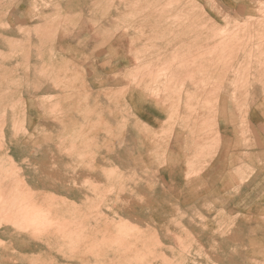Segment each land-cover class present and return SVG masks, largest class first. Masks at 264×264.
<instances>
[{"label": "rangeland", "instance_id": "obj_1", "mask_svg": "<svg viewBox=\"0 0 264 264\" xmlns=\"http://www.w3.org/2000/svg\"><path fill=\"white\" fill-rule=\"evenodd\" d=\"M13 1L3 0L0 4V26H3L2 28L0 27V129L1 124L5 125V129H1L3 134L0 131V137L2 135L4 138H0V145L3 146H0V164L5 163L3 160L7 162V154L14 158L16 173L20 174H18L19 181H14V185L18 187L20 185L19 189L28 191L27 188L29 186L26 185L25 188L21 185L23 182H27L32 188L31 191L37 194L38 199L46 202V207L48 204H52V201L54 204L58 201H66V207L69 208L71 217L76 212L80 213L79 210H81V215L87 214L90 216L89 218H84V224L87 226V230H90L91 226H94L95 220L98 217H102L101 221L103 223L106 217L112 221L114 234L124 244L118 248V252L112 260L103 256L96 261L93 260L90 264H264V252H256L252 246L237 245L239 236L233 235L234 230L239 226V221L243 220V218V221H248L249 223L250 221L254 222L255 218L260 216L264 220V198L262 205L244 203L240 195L232 199L233 197L230 198V195L227 193L226 195H219V198L217 195L218 189H213L208 186L197 188V185L191 184L183 190L184 196L187 197L182 201H177L173 193L175 189L166 185L160 176L161 166L163 167L168 160V154L162 146L171 140V129L167 128L166 130L163 129L160 131L158 124L152 126L144 123L138 118L133 105H128L126 101L128 89H131V91L134 89V79L131 77L129 82L132 83L128 85L127 74L138 70L144 65L146 59L150 57L154 56L158 61L160 60L159 56L161 51L159 45L156 43L158 38L149 40L148 35H152V33H150V28L147 27V23L163 22L165 20L174 22L177 18L175 11L155 13L141 11L133 13L127 12L125 9H128L133 4H139L136 5L138 7H143L147 4H157V6L170 5V7L173 5L169 9H176V4L178 6L179 4L191 2L201 3L204 1ZM58 1L61 7H58ZM99 1L102 2V5ZM98 8L101 10L99 11ZM219 14L228 20L231 18L225 13L220 12ZM5 16L7 17L5 18ZM160 17L165 19L162 20ZM94 19L97 23L94 22ZM115 20L119 22L117 25L119 29L117 28L115 31H120L114 38L115 41H119L118 43H102L103 35L101 39L100 33L96 34L97 36L91 34L92 31L98 30L101 23L113 22ZM70 21L71 24H69ZM61 22L64 23L62 24ZM33 25L34 28H32ZM139 25L142 26L138 27ZM52 26L55 31H52ZM29 28L32 30L30 29L29 31ZM130 29L133 30L130 31ZM126 30L130 34L132 31H134L133 33L138 31L136 35H140L141 40L146 43L134 45L129 43L128 41L131 39L127 40V37H120L123 33L128 34ZM86 31L94 37L89 36V34L86 35ZM75 32L80 33L74 36ZM156 36L158 37V33ZM70 38L76 41H73L72 44L64 42V39L68 40ZM15 39L17 40L15 41ZM24 39L27 41L30 40L29 43ZM45 46H47L46 49ZM169 46L168 44L167 47ZM24 47L25 49H23ZM28 50L30 51L29 61L27 59L29 54L25 53H28ZM141 50L144 52L141 53ZM41 51L45 55L41 54ZM138 52L139 54L137 55ZM89 58L90 60H88ZM135 58L140 64L137 63ZM63 59H66L64 62L70 65L74 72L72 75L65 76L66 78H63L64 75L61 73L63 71L60 68L64 63ZM176 60L175 57H170L168 58V63L173 64ZM112 62L118 63V66H113L115 64L112 65ZM128 63L132 68L127 67ZM28 67L30 70H28ZM33 67L35 70L31 69ZM82 67L86 69V72H84L85 69ZM168 68L166 67V70H164L165 74L156 77L155 80L159 81L160 79L166 78L169 72ZM37 70L38 72L40 70V72L38 73ZM166 71L168 72L166 73ZM144 77H147L150 81L147 75L142 74L140 75V79L137 80L139 82H136V84L140 85L148 82V79L143 80ZM62 79H66L65 83ZM64 86L66 87L65 91L63 89ZM69 87L73 91L68 89ZM63 91L67 93L65 94ZM90 91L92 92V96L90 95ZM103 91H105V94H103ZM111 91L112 93H110ZM73 95L76 96L73 97ZM95 96L97 97L93 98ZM112 99L116 102H112ZM55 101L59 103L56 102L59 105L58 107L54 104ZM95 102L97 104H93ZM11 107L14 109H11ZM98 116L100 117L98 118ZM82 118L85 122L82 121ZM22 119H24L23 124L21 122L19 124V121H22ZM97 119L100 121L97 122ZM104 119L106 120L104 121ZM107 120L109 124H106ZM4 125H2V128ZM22 129L26 130L23 131ZM73 133L78 139L72 141V143L76 142L75 145L67 140L68 143H65L66 145L61 147V142H64V136L66 137L68 135L69 137ZM1 142H5V144H1ZM58 144L59 146H57ZM71 146L74 148H71ZM65 148L67 150L70 149L69 153H67ZM58 151H60L59 154ZM69 156L73 157V160ZM94 159L96 160L94 165L98 168L97 171H89L87 166L84 168L85 171L76 170L81 164L84 167L85 164L87 165V163L93 162ZM101 161L104 162L102 163ZM92 162L90 164L93 166ZM17 164L20 171H18ZM64 169H67L68 172ZM52 177L54 178L52 179ZM63 177L65 178L63 179ZM86 180L88 183L85 182ZM49 183H55L60 186H58V189L57 186L51 188L48 187ZM117 186H121L122 188H118ZM196 198L197 201H193ZM101 200H103V204ZM176 202L177 204H175ZM189 202L193 203L191 204ZM256 206L257 210L255 209ZM261 207L262 209L260 210ZM98 208L99 210H97ZM69 212L67 211V213ZM98 214L101 215L99 216ZM89 244L85 242L84 245L88 247ZM12 250L14 249L12 248ZM11 253L13 254L14 251H11ZM25 253L29 262L30 260L34 262L33 260L37 259L39 255L38 251H28ZM12 254L8 256H12ZM0 264L4 263L2 262Z\"/></svg>", "mask_w": 264, "mask_h": 264}, {"label": "crops", "instance_id": "obj_2", "mask_svg": "<svg viewBox=\"0 0 264 264\" xmlns=\"http://www.w3.org/2000/svg\"><path fill=\"white\" fill-rule=\"evenodd\" d=\"M203 1L178 6L176 4V9H169L173 5L170 7V5L157 6V4H147L143 7L133 6V4L125 9L133 13L138 12L137 10L141 12L143 9L149 13L175 11L177 18L174 22L165 20L147 23L152 33L148 35V38L149 40L158 38L156 43L159 45L161 57L159 61L154 56L146 59L145 66L139 69L148 68L144 75L146 74L150 79L152 77L154 82L149 83L147 80L148 82L138 84L137 87L133 84L134 89L132 91L128 89L126 93V101L128 105H133L138 118L144 123L152 126L158 124L160 131L171 128L173 136L162 146L168 154V161L165 167H161L160 176L168 186L173 185L171 188L175 189L173 193L177 201L185 199L187 196H184V188L194 184L197 188L208 186L218 189V197L228 193L230 198L235 199L240 195L244 203L262 205L264 198V0ZM220 12L231 17L230 20L222 17ZM118 24V20L103 22L98 30L92 33L103 35L102 43H118L119 41L114 40ZM231 29H234L236 33ZM228 32L235 34L234 36L232 34L231 38L229 36L231 40L227 38ZM78 33L80 32H75L74 36ZM85 33L92 36L87 31ZM120 37L131 39L128 42L133 45L146 43L141 40L140 35L135 33L123 34ZM167 38H171L172 43L170 39L166 40ZM73 41L76 40L64 39V42L69 44ZM169 43L171 46L168 48L166 45ZM243 45L247 47L244 46V48ZM212 47H214L213 50ZM217 49L222 52V55L219 56L221 53ZM245 49L249 52H245ZM175 56L179 60L177 58L175 63L168 64V58ZM210 57L211 61L208 60ZM65 60L63 59V62ZM223 61L226 62L225 65ZM111 64L118 66V63ZM183 65L185 69L182 67V70ZM222 65L225 67L222 68ZM127 67L130 68L129 63ZM166 67H169L168 74H171L156 81V77L161 75L160 71L163 74ZM60 68L64 76L74 73L70 65L65 62ZM220 68L226 69V72L221 71ZM224 72L228 73L227 77ZM127 76V82L130 85L131 77L134 80L140 79L136 70L128 73ZM185 81L186 84H184ZM184 85L189 91L184 88ZM194 88L197 90L195 91ZM190 121H193L192 124ZM193 201L196 202L197 198ZM255 209L257 210V206ZM255 220L254 223L240 220L233 235L239 236L237 245L252 246L256 252H264V220L262 216L256 217ZM254 244L257 246L255 247Z\"/></svg>", "mask_w": 264, "mask_h": 264}, {"label": "bare ground", "instance_id": "obj_3", "mask_svg": "<svg viewBox=\"0 0 264 264\" xmlns=\"http://www.w3.org/2000/svg\"><path fill=\"white\" fill-rule=\"evenodd\" d=\"M3 1V0H2ZM1 1V2H2ZM13 1V0H12ZM52 1V0H51ZM53 1H55V0H53ZM62 1H64V0H62ZM61 1V2H62ZM68 1V0H67ZM102 1V0H101ZM101 1H99V2H101ZM1 2H0V4H1ZM5 2V1H4ZM13 2H15V0L13 1ZM43 2H45V0L43 1ZM96 2V1H95ZM6 3V2H5ZM12 3V2H11ZM53 3V2H52ZM52 3H50V4H52ZM58 3H59V6L58 7H61L60 6V2L58 1ZM76 3V2H75ZM124 3V2H123ZM10 4V3H9ZM56 4V3H55ZM88 4V3H87ZM187 4V3H186ZM2 5H4V4H2ZM49 5V4H48ZM57 5V4H56ZM80 5H82V4H80ZM98 5V4H97ZM101 5H102V2H101ZM101 5H99V6H101ZM120 5V4H119ZM124 5V4H123ZM136 5H139V4H136ZM68 6V5H67ZM99 6H97V7H99ZM133 6H135V5H133ZM132 6V7H133ZM10 7H12V6H10ZM78 7V6H77ZM104 7V6H103ZM122 7V6H121ZM120 7V8H121ZM101 8V7H100ZM123 8V7H122ZM135 8V7H134ZM196 8V7H195ZM20 9V8H19ZM63 9V8H62ZM65 9V8H64ZM99 9V8H98ZM97 9V10H98ZM103 9V8H102ZM143 9V8H142ZM25 10V9H24ZM23 10V11H24ZM27 10V9H26ZM96 10V9H95ZM101 9H99V11H100ZM145 10H147L146 8H145ZM6 11V10H5ZM4 11V12H5ZM92 11H93V9H92ZM138 12H139V10H137ZM141 11V10H140ZM143 11H144V9H143ZM6 13V12H5ZM67 13H68V11H67ZM2 15V14H1ZM22 15V14H21ZM27 15V14H26ZM188 16V15H187ZM2 17V16H1ZM7 16H5V18H6ZM110 17V16H109ZM182 17V16H181ZM180 17V18H181ZM161 18V17H160ZM162 19V18H161ZM163 19H165V18H163ZM162 19V20H163ZM188 20V19H187ZM80 21V20H79ZM78 21V22H79ZM74 22V21H73ZM76 22V21H75ZM94 22H95V19H94ZM2 23V22H1ZM5 23V22H4ZM62 23V22H61ZM60 23V24H61ZM64 23V22H63ZM62 23V24H63ZM95 23H97V22H95ZM246 23V22H245ZM244 23V24H245ZM21 24H23V23H21ZM69 24H71V21H70V23ZM68 24V25H69ZM99 24V23H98ZM184 24V23H183ZM7 25V24H6ZM5 25V26H6ZM194 25H196V24H194ZM239 25V24H238ZM249 25V24H248ZM8 26V25H7ZM6 26V27H7ZM21 26H23V25H21ZM61 26V25H60ZM63 26V25H62ZM76 26H77V24H76ZM142 26V25H141ZM179 26H181V25H179ZM240 26H242V25H240ZM239 26V27H240ZM245 26V25H244ZM251 26V25H250ZM1 28L3 27V26H0ZM9 27V26H8ZM37 27V26H36ZM55 27V26H54ZM64 27V26H63ZM5 28V27H4ZM3 28V29H4ZM32 28H34V25H33V27ZM119 28V27H118ZM126 28V27H125ZM180 28V27H179ZM192 28V27H191ZM194 28V27H193ZM214 28V27H213ZM236 28V27H235ZM238 28V27H237ZM236 28V29H237ZM30 29L31 28H29L28 30L30 31ZM46 29V28H45ZM44 29V30H45ZM48 29V28H47ZM54 28H53V26H52V31H55V29L53 30ZM110 29V28H109ZM123 29H124V27H123ZM177 29V28H176ZM196 29V28H195ZM246 29V28H245ZM27 30V31H28ZM32 30V29H31ZM40 30V29H39ZM59 30V29H58ZM131 30H133V29H130V31ZM232 30V29H231ZM234 30V29H233ZM232 30V31H233ZM244 30V29H243ZM3 31V30H2ZM120 31V30H119ZM121 31H123V30H121ZM171 31V30H170ZM228 31H230V30H228ZM13 32V31H12ZM126 32H127V30H126ZM134 31H132V33H133ZM138 32V31H137ZM137 32L135 33V34H137ZM234 33H236L235 32V30L233 31ZM244 32V31H243ZM256 32H259V31H256ZM39 33H40V31H39ZM89 33V32H88ZM94 33H95V30H94ZM118 33V32H117ZM116 33V34H117ZM127 33H129V32H127ZM229 34H228V36H227V38H229V36H230V38L232 37V36H234L235 34L234 33H231L230 34V32H228ZM2 34V33H1ZM51 34H52V32H51ZM58 34V33H57ZM91 34H93V33H91ZM98 34V33H97ZM119 34V33H118ZM124 34V33H123ZM233 34V35H232ZM237 34H238V32H237ZM244 34V33H243ZM8 35V34H7ZM47 35H49L48 33H47ZM134 35V34H133ZM232 35V36H231ZM10 36V35H9ZM18 36V35H17ZM39 36V35H38ZM50 36V35H49ZM93 36V35H92ZM97 36V35H96ZM100 36V35H99ZM102 36V35H101ZM131 36V35H130ZM47 37V36H46ZM94 37V36H93ZM132 37V36H131ZM166 37V36H165ZM8 38V37H7ZM96 38V37H95ZM103 37H101V39H102ZM224 38V37H223ZM229 38V39H230ZM10 39V38H9ZM27 39V38H26ZM26 39H24V40H26ZM29 39V38H28ZM101 39H99V40H101ZM127 40L129 39V38H126ZM191 39V38H190ZM214 39V38H213ZM228 39V42L231 40H229ZM17 39H15V41H16ZM23 40V41H24ZM42 40V39H41ZM124 40V39H123ZM133 40V39H132ZM166 40H169V38H167ZM13 41H14V39H13ZM19 41H21V40H19ZM19 41H17L18 43H19ZM27 41V40H26ZM25 41V42H26ZM29 41L30 40H28L27 42L29 43ZM170 41H171V38H170ZM24 42V43H25ZM123 42V41H122ZM165 42H167V41H165ZM67 43V42H66ZM73 43V42H72ZM71 43V44H72ZM114 43V42H113ZM116 43V42H115ZM120 43H121V41H120ZM126 43V42H125ZM168 43V42H167ZM171 43H172V41H171ZM204 43H205V41H204ZM230 43V42H229ZM228 43V44H229ZM242 43V42H241ZM33 44H35V43H33ZM56 44V43H55ZM123 44V43H122ZM179 44V43H178ZM218 44V43H217ZM222 44H223V42H222ZM222 44H220V46L222 45ZM224 44H225V41H224ZM223 44V45H224ZM15 45V44H14ZM29 45V44H28ZM27 45V46H28ZM53 45V44H52ZM51 45V46H52ZM130 45V44H129ZM144 45V44H143ZM169 45L171 46V44L169 43ZM204 45V44H203ZM206 45V44H205ZM204 45V46H205ZM239 45V44H238ZM238 45H236V46H238ZM50 46V45H49ZM167 46V45H166ZM165 46V47H166ZM216 46H218V45H216ZM219 46V47H220ZM245 45H243V47H244ZM253 46V45H252ZM251 46V47H252ZM257 46V45H256ZM259 46L260 47H262L260 44H259ZM30 47V46H29ZM202 47V46H201ZM209 47V46H208ZM222 47V49H223V46H221ZM221 47L219 48V49H221ZM224 47H225V45H224ZM240 47H242V46H240ZM245 47H247V46H245ZM244 47V48H245ZM15 48H16V46H15ZM39 48V47H38ZM43 48V47H42ZM47 48V46H45V49ZM52 48V47H51ZM50 48V49H51ZM128 48V47H127ZM142 48H143V46H142ZM141 48V49H142ZM145 48V47H144ZM169 48V47H168ZM207 48V47H206ZM213 48L214 47H212L211 49L213 50ZM228 48V47H227ZM226 48V49H227ZM231 48V47H230ZM234 48V47H233ZM17 49V48H16ZM23 49H25V47L23 48ZM219 49H217L218 51H220ZM250 49V48H249ZM30 50V49H29ZM28 50V51H29ZM81 50V49H80ZM224 50V49H223ZM228 50V49H227ZM241 49H239V51H240ZM246 50V49H245ZM244 50V51H245ZM258 50V49H257ZM26 51V50H25ZM43 51V50H42ZM41 51V52H42ZM82 51V50H81ZM130 51V50H129ZM136 51H138V50H136ZM167 51H169V50H167ZM171 51V50H170ZM173 51V50H172ZM208 51H210L209 49H208ZM217 51V52H218ZM248 50H246L245 52H247ZM262 51V50H261ZM22 52V51H21ZM53 52V51H52ZM140 52V51H139ZM139 52L137 53V55L139 54ZM142 52H144V51H142L141 50V53ZM174 52V51H173ZM173 52H171V54H174ZM197 52V51H196ZM204 52H205V49H204ZM249 52V51H248ZM247 52V53H248ZM26 54H29L30 53V51L27 53V52H25ZM50 53H51V51H50ZM129 53V52H128ZM203 53V52H202ZM216 53V52H215ZM220 53L221 54H219V52L217 53V54H219V56L220 55H222V52L220 51ZM41 54H43V52L41 53ZM84 54L86 55V53H85V51H84ZM119 54V53H118ZM145 54V53H144ZM205 54V53H204ZM206 54H207V52H206ZM209 54H211V53H209ZM39 55H40V53H39ZM38 55V56H39ZM43 55H45V54H43ZM42 55V56H43ZM81 55V54H80ZM90 55V54H89ZM131 55V54H130ZM200 55V54H199ZM199 55H197V57H199ZM225 55V54H224ZM28 56V55H27ZM72 56V55H71ZM70 56V57H71ZM91 56H93V55H91ZM126 56V55H125ZM128 56V55H127ZM200 56H203V55H200ZM228 56V55H227ZM230 56V55H229ZM258 56V55H257ZM30 57V54H29V56H28V61H29V58ZM39 57H41V56H39ZM89 57V56H88ZM120 57V56H119ZM161 56H159V58H160ZM176 57V56H175ZM185 57V56H184ZM204 57H206V56H204ZM222 57V56H221ZM224 57V56H223ZM25 58V57H24ZM78 58V57H77ZM138 58V57H137ZM178 57H176L175 59H177ZM71 59V58H70ZM103 59V58H102ZM136 59V58H135ZM142 59V58H141ZM172 59H174V58H172ZM188 59V58H187ZM198 59V58H197ZM210 59V61H211V57L210 58H208V60ZM218 59H221V58H218ZM88 60H90V58L88 59ZM137 60V59H136ZM145 60V59H144ZM178 60H179V58H178ZM190 60V59H189ZM207 60V59H206ZM213 60V59H212ZM214 60H215V58H214ZM226 60V59H225ZM97 61V60H96ZM204 61H205V59H204ZM43 62V61H42ZM220 62V61H219ZM218 62V63H219ZM264 62V61H263ZM262 62V63H263ZM137 63H138V60H137ZM168 63V62H167ZM198 63H200V62H198ZM212 63V62H211ZM221 63V62H220ZM222 63H224V61L222 62ZM10 64V63H9ZM29 64V63H28ZM28 64H27V66H28ZM92 64V63H91ZM138 64H140V63H138ZM158 64V63H157ZM169 64V63H168ZM170 64H172V63H170ZM201 64V63H200ZM226 64V62L224 63V65ZM50 65V64H49ZM54 65V64H53ZM78 65V64H77ZM143 65V64H142ZM150 65V64H149ZM188 65V64H187ZM219 65V64H218ZM224 65H222L221 67L222 68H224L225 66ZM33 66V65H32ZM81 66V65H80ZM144 66H145V64H144ZM146 66H148V65H146ZM158 66V65H157ZM162 66V65H161ZM169 66V65H168ZM191 66V65H190ZM217 66V65H216ZM224 66V67H223ZM30 67V66H29ZM28 67V68H29ZM35 67V66H34ZM31 68V69H34L35 70V68ZM44 67V66H43ZM79 67V66H78ZM120 67V66H119ZM149 68H151L150 66H148ZM152 67H154V66H152ZM159 67V66H158ZM170 67V66H169ZM184 68L185 69V66L183 65V66H181V68ZM220 67V66H219ZM218 67V68H219ZM36 68H37V66H36ZM39 68H41V67H39ZM56 68H57V66H56ZM82 68H84V67H82ZM121 68V67H120ZM130 68H132V66L130 67ZM142 68V67H141ZM144 68V67H143ZM159 68H161V67H159ZM168 68V67H167ZM171 68V67H170ZM172 68H174V67H172ZM177 68V67H176ZM175 68V69H176ZM183 68H182V70H183ZM200 68V67H199ZM214 68H215V66H214ZM69 69V68H68ZM85 69V68H84ZM145 70H141V69H139L138 71L136 70V74L138 73L139 75H142V74H144L145 72H146V69H148V68H144ZM152 69V68H151ZM221 69V68H220ZM227 69L229 70V68L227 67ZM28 70H30V68L28 69ZM47 70V69H46ZM52 70V69H51ZM149 70V69H148ZM147 70V71H148ZM162 70V69H161ZM164 70V69H163ZM197 70H198V68H197ZM214 70V69H213ZM223 69H221V71H222ZM55 71V70H54ZM153 71H155L154 69H153ZM170 71H174V70H170ZM218 71V70H217ZM223 71H225L226 72V69H224ZM258 71V70H257ZM37 72H38V70H37ZM39 72H40V70H39ZM38 72V73H39ZM67 72V71H66ZM84 72H86V69H85V71ZM168 71H166V73H167ZM178 72V71H177ZM189 72V71H188ZM201 72V71H200ZM224 72V73H225ZM227 72H229V71H227ZM65 73V72H64ZM158 73V72H157ZM160 73H161V75H162V72L160 71ZM192 73V72H191ZM215 73V72H214ZM263 73V72H262ZM43 74V73H42ZM46 74V73H45ZM84 74V73H83ZM134 74V73H133ZM159 74V73H158ZM163 74H165V73H163ZM171 74V73H170ZM170 74H168V75H170ZM176 74V73H175ZM174 74V75H175ZM228 74V73H227ZM227 74L225 73V75H226V77H227ZM264 74V73H263ZM38 75V74H37ZM40 75V74H39ZM65 75V74H64ZM146 75V74H145ZM160 75V74H159ZM160 75V76H161ZM198 75H199V73H198ZM202 75H203V72H202ZM215 75V74H214ZM33 76H34V73H33ZM36 76V75H35ZM47 76V75H46ZM154 76V75H153ZM165 76V75H164ZM187 76V75H186ZM192 76H193V74H192ZM191 76V77H192ZM218 76V75H217ZM257 76V75H256ZM258 76H259V74H258ZM9 77V76H8ZM86 77V76H85ZM139 77V76H138ZM137 77V78H138ZM189 77V76H188ZM190 77V78H191ZM48 78H49V76H48ZM63 78H66L65 76L63 77ZM135 78V77H134ZM40 79H41V77H40ZM55 79V78H54ZM131 79V78H130ZM146 79H148L147 77L145 78H143V80H146ZM159 79V78H158ZM172 79V78H171ZM47 80V79H46ZM58 80V79H57ZM62 80H64V79H62ZM66 80V79H65ZM65 80H64V83H65ZM79 80V79H78ZM81 80V79H80ZM149 80V79H148ZM49 81V80H48ZM70 81V80H69ZM83 81H86V80H83ZM107 81V80H106ZM133 81V80H132ZM141 81V80H140ZM158 81V80H157ZM14 82V81H13ZM47 82V81H46ZM50 82V81H49ZM52 82V81H51ZM62 82V81H61ZM70 82H72V81H70ZM75 82V81H74ZM89 82H90V80H89ZM101 82V81H100ZM134 82L135 83H133V84H136V82H139V81H137V80H134ZM154 82V79L152 80V77H151V79H150V81H149V83H153ZM56 83V82H55ZM68 83V82H67ZM127 83V82H126ZM132 83V82H131ZM169 83V82H168ZM57 84V86H59L58 85V83H56ZM56 84H55V87H56ZM60 84V83H59ZM62 84V83H61ZM89 84V83H88ZM101 84H103V83H101ZM184 84H186V81H185V83ZM128 85H130V84H128ZM137 85V84H136ZM155 85V84H154ZM176 85V84H175ZM193 85V84H192ZM229 85V84H228ZM54 86V85H53ZM67 86V85H66ZM74 86V85H73ZM152 86V85H151ZM195 86V85H194ZM198 86V85H197ZM203 86V85H202ZM18 87V86H17ZM60 87V86H59ZM79 87V86H78ZM77 87V88H78ZM135 87H137V86H135ZM140 87V86H139ZM183 87V86H182ZM186 86L184 85V88H185ZM193 87V86H192ZM224 87V86H223ZM57 88V87H56ZM63 88V87H62ZM66 87L64 86V91L66 90L65 89ZM82 88V87H81ZM84 88V87H83ZM90 88V87H89ZM146 88V87H145ZM165 88V87H164ZM166 88H168V87H166ZM198 88V87H197ZM225 88H227V87H225ZM233 88V90H234V87H232ZM68 89H70V87L68 88ZM76 89V88H75ZM84 89H86V88H84ZM169 89H170V87H169ZM181 89V88H180ZM186 89V88H185ZM190 89V88H189ZM224 89V88H223ZM238 89V88H237ZM240 89V88H239ZM18 90H19V87H18ZM62 90V89H61ZM70 90H72V89H70ZM77 90V89H76ZM81 90V89H80ZM93 90V89H92ZM113 90V89H112ZM118 90V89H117ZM143 90V89H142ZM152 90H153V88H152ZM187 90V89H186ZM190 90H192V89H190ZM194 90L196 91L197 89L196 88H194ZM225 90V89H224ZM232 90V89H231ZM63 91V92H64ZM73 91V90H72ZM109 91V90H108ZM113 91H115V90H113ZM187 91H189V90H187ZM226 91H228L227 89H226ZM225 91V92H226ZM82 92V91H81ZM104 93L103 94H105V91H103ZM5 93H6V91H5ZM8 93V92H7ZM65 94L67 93V92H64ZM107 93V92H106ZM109 93V92H108ZM110 93H112V91L110 92ZM109 93V94H110ZM114 93V92H113ZM228 93V92H227ZM2 94H4V93H2ZM71 94V93H70ZM87 94V93H86ZM92 94V92L90 91V95ZM115 94V93H114ZM117 95H119V94H117ZM116 95V96H117ZM58 96V95H57ZM60 96V95H59ZM65 96H68V95H65ZM74 96H76V95H73V97ZM92 96V95H91ZM121 96V95H120ZM119 96V97H120ZM23 97V96H22ZM87 97H88V95H87ZM97 96H95V97H93V98H96ZM124 97V96H123ZM67 98V97H66ZM86 98V97H85ZM100 98V97H99ZM52 99V98H51ZM80 99H81V97H80ZM117 99H118V97H117ZM122 99H124V98H122ZM58 100H60V99H58ZM90 100V99H89ZM113 100V99H112ZM120 100H121V98H120ZM95 101V100H94ZM56 102L57 101H55V103L54 104H56ZM112 102H116V101H112ZM12 103V102H11ZM58 103V102H57ZM59 104V103H58ZM58 104H56V106L58 107L59 105ZM93 104H97L96 102L95 103H93ZM92 104V105H93ZM176 104V103H175ZM197 104H198V102H197ZM15 105V104H14ZM15 106H17V105H15ZM54 106V105H53ZM52 106V107H53ZM55 106V107H56ZM61 106V105H60ZM68 106V105H67ZM89 106H90V104H89ZM94 106V105H93ZM177 106V105H176ZM14 107V106H13ZM13 107H11V109L13 108ZM56 107V108H57ZM174 107H175V105H174ZM61 108V107H60ZM76 108V107H75ZM89 108V107H88ZM177 108V107H176ZM179 108H181V107H179ZM14 109V108H13ZM22 109H24V108H22ZM53 110H55V109H53ZM152 110V109H151ZM180 110V109H179ZM6 111V110H5ZM56 111H58V110H56ZM59 111H61V110H59ZM177 111V110H176ZM14 112V111H13ZM109 112V111H108ZM114 112V111H113ZM180 112H181V110H180ZM54 113V112H53ZM5 114H6V112H5ZM89 115V114H88ZM95 115H97V114H95ZM188 115V114H187ZM3 116V115H2ZM19 116V115H18ZM91 116V115H90ZM113 116V115H112ZM1 117V116H0ZM92 117H94V116H92ZM100 116H98V118H99ZM193 117V116H192ZM195 117V116H194ZM3 118V117H2ZM79 118V117H78ZM96 118V117H95ZM100 119H102V118H100ZM194 119V118H193ZM193 119H191V120H193ZM23 120L24 119H22V121H19V124H20V122H21V124H23ZM106 119H104V121H105ZM167 120V119H166ZM40 121V120H39ZM82 121H84V119L82 118ZM87 121V120H86ZM98 121H100V120H98L97 119V122ZM189 121V120H188ZM196 121V120H195ZM26 122V121H25ZM37 122V121H36ZM85 122V121H84ZM83 122V123H84ZM108 122V120L106 121V124H109V122ZM193 122V121H192ZM192 122L190 121V123L192 124ZM198 122V121H197ZM15 123V122H14ZM14 123H13V125H14ZM95 124H96V122H94ZM101 123V122H100ZM119 123V122H118ZM189 123V124H190ZM5 124H6V122H5ZM67 124H69V123H67ZM77 124V123H76ZM103 124V123H102ZM113 124V123H112ZM2 125H4V124H1V129H5V125H4V127L2 128ZM82 125V124H81ZM86 125H87V123H86ZM197 125H198V123H197ZM196 125V126H197ZM17 126V125H16ZM39 126V125H38ZM44 126V125H43ZM77 126V125H76ZM95 126V125H94ZM120 126V125H119ZM127 126V125H126ZM189 126V125H188ZM18 127H20V126H18ZM79 127H80V125H79ZM148 127V126H147ZM13 128V127H12ZM17 128V127H16ZM16 128H15V130H16ZM21 128H23V127H21ZM26 128V127H25ZM64 128V127H63ZM162 128H163V126H162ZM0 129V131H1V134H3L2 133V130ZM50 129H51V127H50ZM49 129V130H50ZM127 129V128H126ZM171 129V128H170ZM21 130V129H20ZM23 130V129H22ZM24 130H26V129H24ZM23 130V131H24ZM28 130V129H27ZM31 130V129H30ZM35 130V129H34ZM37 130V129H36ZM52 130V129H51ZM53 130H55V129H53ZM65 130V129H64ZM165 130V129H164ZM169 130V129H168ZM174 130H175V128H174ZM31 131H33V130H31ZM29 132V131H28ZM39 132V131H38ZM89 132V131H88ZM114 132V131H113ZM9 133V132H8ZM12 133H13V131H12ZM79 133V132H78ZM11 134V133H10ZM15 134V133H14ZM18 134V133H17ZM16 134V135H17ZM29 134V133H28ZM84 134V133H83ZM97 135V134H96ZM144 135V134H143ZM4 136V135H3ZM6 136V135H5ZM12 136H13V134H12ZM41 136V135H40ZM79 136V135H78ZM86 136V135H85ZM100 136V135H99ZM173 136V135H172ZM1 137H2V135H1ZM0 137V138H1ZM34 137V136H33ZM37 137H39V136H37ZM112 137V136H111ZM8 138V137H7ZM10 138V137H9ZM32 138V137H31ZM36 138V137H35ZM80 138V137H79ZM95 138V137H94ZM97 138H98V136H97ZM107 138V137H106ZM2 139H4L3 137H2ZM38 139V138H37ZM77 138L74 136V133L72 134V135H70L69 137H68V135L65 137L64 136V138H63V141L64 142H61L62 144H61V147H64L66 144L65 143H68L67 142V140H69L70 141V143L71 144H73V145H75V143L73 142L72 143V141H75ZM111 139V138H110ZM112 139H114V138H112ZM184 139V138H183ZM1 140V139H0ZM11 140V139H10ZM36 140V139H35ZM47 140V139H46ZM59 140H61V139H59ZM78 140V139H77ZM99 141H100V139H98ZM109 140V139H108ZM17 141H18V139H17ZM107 141V140H106ZM6 142V141H5ZM5 142H1V144L2 143H4L5 144ZM50 142V141H49ZM204 142V141H203ZM71 144H69V145H71ZM80 144H81V142H80ZM109 144H111V143H109ZM55 145H56V143H55ZM113 145V144H112ZM114 145H115V143H114ZM160 145V144H159ZM179 145V144H178ZM202 145V144H201ZM1 147H3L2 145H0ZM57 146H59V144L57 145ZM156 146H158V145H156ZM170 146V145H169ZM197 146V145H196ZM112 147V146H111ZM183 147V146H182ZM71 148H74L73 146H71ZM110 148V147H109ZM158 148V147H157ZM184 148V147H183ZM1 149V148H0ZM3 149V148H2ZM66 149V148H65ZM101 149V148H100ZM54 150H56V149H54ZM70 150V149H69ZM69 150H67L66 149V151H67V153H69ZM117 150V149H116ZM63 151V150H62ZM102 151V150H101ZM182 151V150H181ZM191 151V150H190ZM59 152L60 151H58V154H59ZM65 152V151H64ZM114 152H116V151H114ZM169 152V151H168ZM171 152V151H170ZM70 153H71V151H70ZM69 155V154H68ZM67 155V156H68ZM99 155V154H98ZM7 162H8V164H7V162H6V160H3V161H5V163H3V164H0V240L1 241H3V242H1L0 241V263H7V264H90V262H92L93 260H97V259H99V258H101V257H106V258H108L109 260H112L113 259V257L114 256H116V253L118 252V248L120 247V246H122V244H124V243H122L123 241H121L119 238H117L116 237V234H114V232H113V227H112V221L111 220H109L107 217H106V220H105V222L103 223L101 220H102V217H98V218H96V220H95V224H94V226H91V229L90 230H87L86 228H87V226H85V224H84V220L86 219V218H89L90 216H88L87 214H85V215H81V210H79L80 211V213H77L76 212V214L74 215V216H72L71 217V215H70V212H69V208L68 207H66V205H67V202L65 201V202H57L56 204H54L53 203V201L51 202L52 204H48L47 205V207H46V202L45 201H42V200H40V199H38V197L36 196L37 194L36 193H34V192H32L31 190H32V188L30 187V185L29 184H27V182L25 183V182H23V184H21V185H23V187H25L26 188V185L27 186H29V188H27L28 189V191L26 190V191H22L21 189H19V187H20V185H19V187L18 186H16V185H14V181L16 182V181H19V173H16V168H15V166H16V164H15V161H14V158L11 156V155H9V154H7ZM62 156H63V154H62ZM238 156V155H237ZM70 158H72V160H73V157H71V156H69ZM98 157V156H97ZM116 157V156H115ZM182 157V156H181ZM185 157V156H184ZM66 158V157H65ZM79 158V157H78ZM57 160H58V158H56ZM93 159V158H92ZM114 159V158H113ZM57 160H55V161H57ZM66 160V159H65ZM64 160V161H65ZM71 160V159H70ZM76 160V159H75ZM167 160V159H166ZM25 161V160H24ZM86 161V160H85ZM116 161V160H115ZM149 161H150V159H149ZM154 161V160H153ZM168 161V160H167ZM70 162V161H69ZM92 162V161H91ZM90 162V163H91ZM94 162H96V160L94 159V161L92 162L93 163V166H92V164H90V163H87V165L85 164V166L83 167V165L81 164L80 165V167L79 168H76V170L77 171H85V167L87 166V168H89L88 170L89 171H97V169L98 168H96L95 167V165H94ZM102 162V161H101ZM104 162V161H103ZM102 162V163H103ZM109 162V161H108ZM117 163V162H116ZM152 163V162H151ZM66 164V163H65ZM77 164H79V163H77ZM88 164H89V166H88ZM106 164V163H105ZM111 164V163H110ZM153 164H155V163H153ZM188 164V163H187ZM151 165V164H150ZM166 165V164H165ZM172 165V164H171ZM190 165V164H189ZM75 166H77V165H75ZM119 166V165H118ZM146 166H147V164H146ZM68 167V166H67ZM162 167V166H161ZM165 167V166H164ZM169 166H167V168H168ZM17 168H18V171H20L19 170V167H18V164H17ZM59 168V167H58ZM118 168V167H117ZM159 168V167H158ZM188 168H190V167H188ZM22 169V168H21ZM55 169V168H54ZM57 169V168H56ZM71 169V168H70ZM75 169V168H74ZM105 169V168H104ZM64 170H66L67 172H68V170L67 169H64ZM72 170V169H71ZM101 170V169H100ZM112 170V169H111ZM102 171V170H101ZM118 171V170H117ZM49 172H51V171H49ZM61 172H63V171H61ZM70 172V171H69ZM112 172V171H111ZM110 172V173H111ZM189 172V171H188ZM31 173V172H30ZM43 173V172H42ZM71 173V172H70ZM75 173V172H74ZM106 173V172H105ZM108 173V172H107ZM114 173V172H113ZM166 173V172H165ZM178 173V172H177ZM19 174V175H18ZM87 174V173H86ZM92 174V173H91ZM90 174V175H91ZM94 174V173H93ZM96 174V173H95ZM103 174V173H102ZM109 174V173H108ZM136 174V173H135ZM168 174V173H167ZM195 174V173H194ZM82 175V174H81ZM104 175V174H103ZM112 175V174H111ZM114 175V174H113ZM45 176V175H44ZM73 176V175H72ZM75 177H76V175H74ZM83 176V175H82ZM85 176V175H84ZM91 176H93V175H91ZM110 176V175H109ZM122 176V175H121ZM157 176H159V175H157ZM167 176V175H166ZM21 177V176H20ZM50 177V176H49ZM62 177V176H61ZM66 177V176H65ZM65 177H63V179L65 178ZM117 177V176H116ZM124 177V176H123ZM126 177V176H125ZM24 178V177H23ZM51 178V177H50ZM54 177H52V179H53ZM59 178V177H58ZM119 178H120V176H119ZM191 178V177H190ZM68 179V178H67ZM82 179V178H81ZM89 179V178H88ZM100 179V178H99ZM117 179V178H116ZM128 179V178H127ZM55 180V179H54ZM70 180V179H69ZM111 180V179H110ZM130 180V179H129ZM162 180V179H161ZM167 180V179H166ZM172 180V179H171ZM176 180V179H175ZM90 181V180H89ZM121 181H122V179H121ZM157 181L159 182V180L157 179ZM173 181V180H172ZM189 181H190V179H189ZM55 182V181H54ZM85 182H87V180L85 181ZM120 182V181H119ZM137 182H138V180H137ZM157 182V183H158ZM19 183V182H18ZM67 183V182H66ZM74 183V182H73ZM88 183V182H87ZM91 183V182H90ZM122 183V182H121ZM127 183H128V180H127ZM166 183V182H165ZM17 184V183H16ZM84 184H86V183H84ZM123 184V183H122ZM47 185V184H46ZM70 185V184H69ZM75 185V184H74ZM94 185V184H93ZM92 185V186H93ZM119 185H121V184H119ZM118 185V186H119ZM125 185H127V184H125ZM129 185V184H128ZM155 185V184H154ZM162 185V184H161ZM167 185V184H166ZM57 186V189L59 188L58 186H60V185H57V184H55V183H49L48 184V187H51V188H55ZM95 186V185H94ZM117 186V187H118ZM136 186H138V185H136ZM171 186H173V185H171ZM72 187V186H71ZM96 187V186H95ZM121 187V186H120ZM120 187H118V188H120ZM154 187H156V186H154ZM21 188H22V186H21ZM72 188H74V187H72ZM92 188V187H91ZM104 188V187H103ZM114 188V187H113ZM122 188V187H121ZM106 189V188H105ZM111 189V188H110ZM77 190V189H76ZM103 190V189H102ZM119 190V189H118ZM105 191V190H104ZM107 191V190H106ZM122 191V190H121ZM120 191V192H121ZM73 192V191H72ZM108 192H110V191H108ZM106 193V192H105ZM112 193V192H111ZM125 193V192H124ZM79 194H81L80 192H79ZM101 194V193H100ZM120 194H122V193H120ZM151 194V193H150ZM53 195V194H52ZM55 195V194H54ZM106 195H108L107 193H106ZM105 195V196H106ZM152 195V194H151ZM150 195V196H151ZM154 195V194H153ZM76 196V195H75ZM98 196V195H97ZM102 196H103V194H102ZM127 196V195H126ZM149 196V195H148ZM157 196V195H156ZM51 197V196H50ZM56 197V196H55ZM58 197V196H57ZM96 197V196H95ZM98 197H100V196H98ZM97 197V198H98ZM128 197V196H127ZM61 198V197H60ZM152 198H154L153 196H152ZM156 198V197H155ZM51 199V198H50ZM62 199V198H61ZM67 199V198H66ZM163 199V198H162ZM56 200H58V199H56ZM94 200V199H93ZM119 200V199H118ZM155 200V199H154ZM192 200V199H191ZM103 200H101V202H102ZM112 201V200H111ZM163 201V200H162ZM182 201V200H181ZM98 202V201H97ZM114 202V201H113ZM164 202V201H163ZM175 202V201H174ZM74 203V202H73ZM72 203V204H73ZM111 203V202H110ZM189 203H191V202H189ZM193 203V202H192ZM191 203V204H192ZM75 204V203H74ZM73 204V205H74ZM100 204V203H99ZM98 204V205H99ZM102 204H103V202H102ZM115 204V203H114ZM175 204H177V202L175 203ZM195 204V203H194ZM77 205V204H76ZM83 205V204H82ZM94 205H96V204H94ZM112 205H113V203H112ZM100 207V206H99ZM111 207V206H110ZM228 207V206H227ZM93 208V207H92ZM95 208V207H94ZM112 208V207H111ZM91 209V208H90ZM102 209V208H101ZM87 210V209H86ZM93 210V209H92ZM95 210V209H94ZM97 210H99V208L97 209ZM67 211L69 212V213H67ZM102 211V210H101ZM119 211V210H118ZM122 211V210H121ZM243 211V210H242ZM89 212V211H88ZM93 214V213H92ZM94 214H95V212H94ZM99 215V214H98ZM101 215V214H100ZM99 215V216H100ZM232 215V214H231ZM235 215V214H234ZM103 216V215H102ZM106 216V215H105ZM117 216H119V215H117ZM113 217V216H112ZM242 217V216H241ZM85 218V219H84ZM242 219V218H241ZM243 220H244V218H243ZM235 221V220H234ZM254 221V220H253ZM229 222V221H228ZM236 222V221H235ZM241 222V221H240ZM248 222V221H247ZM251 222V221H250ZM255 222H256V220H255ZM231 223V222H230ZM244 223V222H243ZM249 223V222H248ZM254 223V222H253ZM91 224V223H90ZM125 225V224H124ZM230 225H232V224H230ZM235 225V224H234ZM239 225V224H238ZM241 225V224H240ZM256 225V224H255ZM119 226V225H118ZM7 227V228H6ZM235 227V226H234ZM233 227V228H234ZM236 228V227H235ZM249 228V227H248ZM133 229V228H132ZM221 229V228H220ZM120 230V229H119ZM168 230H170V229H168ZM248 230V229H247ZM120 232V231H119ZM138 232H140V231H138ZM236 232H238V231H236ZM242 233H243V230L241 231ZM127 233V232H126ZM252 233V232H251ZM118 234V233H117ZM140 234V233H139ZM237 234H240V233H237ZM253 234V233H252ZM246 235V234H245ZM244 235V236H245ZM126 236V235H125ZM130 236V235H129ZM136 237V236H135ZM242 238V237H241ZM246 238H247V236H246ZM6 239H8V241H6ZM244 239V238H243ZM246 240H248V239H246ZM5 241V242H4ZM128 241V240H127ZM227 241V240H226ZM230 241V240H229ZM243 241V240H242ZM245 241V240H244ZM85 242H88V243H90L89 245H88V247H86V245H84L85 244ZM248 243V242H247ZM250 244V243H249ZM264 244V243H263ZM246 245V244H245ZM255 245V244H254ZM134 246V245H133ZM137 246H138V244H137ZM257 245H255V247H256ZM12 248L14 249V250H12ZM133 248V247H132ZM149 248V247H148ZM240 249H242L241 247H239ZM252 248V247H251ZM245 249H247V248H245ZM147 250V249H146ZM11 251H14V255L11 253ZM28 251H33V252H36V251H38V253H39V255H38V257H37V259H35V260H33L34 262H32L31 260H30V262L27 260V257H26V253L25 252H28ZM243 251V250H242ZM142 252V251H141ZM141 252H140V254H141ZM244 253V252H243ZM9 254H12V256H8ZM143 254H145V253H143ZM146 255H147V253H146ZM241 255V254H240ZM6 256H8V257H6ZM138 256V255H137ZM232 257V256H231ZM161 258V257H160ZM32 259V258H31ZM139 259V258H138ZM162 259V258H161ZM225 259V258H224ZM175 260V259H174ZM223 261H226V260H223ZM138 262H140V261H138ZM165 262V261H164ZM169 262V261H168ZM230 262H232V261H230ZM257 262V261H256ZM229 263V262H228ZM231 264V263H230ZM236 264V263H235ZM241 264V263H240ZM254 264H257V263H254Z\"/></svg>", "mask_w": 264, "mask_h": 264}]
</instances>
